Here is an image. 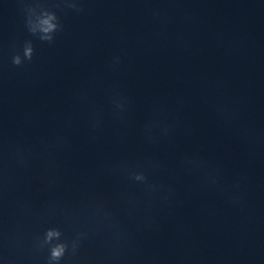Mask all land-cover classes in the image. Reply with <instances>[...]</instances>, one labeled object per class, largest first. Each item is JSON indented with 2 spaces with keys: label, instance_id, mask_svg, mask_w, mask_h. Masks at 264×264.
I'll list each match as a JSON object with an SVG mask.
<instances>
[{
  "label": "clouds",
  "instance_id": "1",
  "mask_svg": "<svg viewBox=\"0 0 264 264\" xmlns=\"http://www.w3.org/2000/svg\"><path fill=\"white\" fill-rule=\"evenodd\" d=\"M68 7L77 11H82V9L78 8L74 2L69 3ZM27 11L29 15L26 25L29 33L33 36H37L42 42L52 43L55 39L54 34L62 29V25L60 24L59 18L55 12L42 10L40 14L36 15L35 9L29 8ZM33 54L34 47L32 41H25L23 45V56L17 52L12 57V64L18 67L22 66L26 60L31 61ZM117 107L122 108V105L117 102ZM130 178L134 181L145 184H147L148 181V177L144 174V172H131ZM147 186L150 189H154L156 187L155 185L151 184H148ZM62 235V232L57 228H49L45 231L41 247L44 245H49L48 264H59L70 247L73 253L76 251L78 242L72 241L70 243L68 241H61ZM53 241L58 242L53 243Z\"/></svg>",
  "mask_w": 264,
  "mask_h": 264
}]
</instances>
